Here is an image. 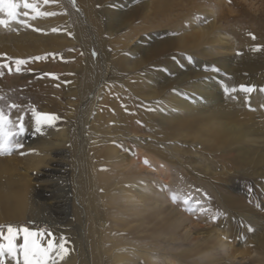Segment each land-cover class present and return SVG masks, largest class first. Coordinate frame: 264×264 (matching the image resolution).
Returning <instances> with one entry per match:
<instances>
[{
    "label": "rangeland",
    "instance_id": "rangeland-1",
    "mask_svg": "<svg viewBox=\"0 0 264 264\" xmlns=\"http://www.w3.org/2000/svg\"><path fill=\"white\" fill-rule=\"evenodd\" d=\"M29 2L35 4L39 13L50 12L55 15H38L37 12L28 10L29 16H21L20 19H27L31 27L18 21H11L8 27L0 26L2 66L0 108L4 109L10 119L23 117L25 128L23 133L13 139V143H19L22 147L14 148L10 154H0L1 164L11 160L12 163L9 162L13 164L10 165L11 171L21 174L38 156L52 158V163L42 165L37 173L29 170L32 173L30 178H33L31 181L33 190L45 194L47 202L55 200L62 195L61 188L65 190V182L71 186L72 178L74 176L79 178L80 171L75 170L72 165L69 139L63 145L48 146L50 150L44 149L41 142L57 140L58 136L54 135V131L62 126H67L69 133L72 131L71 127L77 126L76 129L81 128L89 134V120H98L101 114L103 118L102 116L109 110L110 113L115 112L116 107L113 105L103 102L101 105L97 104L96 101L103 99L100 94L110 85L121 86L126 89L125 92L127 90L132 92L126 93L129 100L135 98L126 111L137 110L144 117L140 122L144 135L139 146L131 139L127 140L118 135L114 137L116 139L118 137L117 141L120 144L124 143L125 151L127 149L133 156L136 153L135 149L139 147L144 160H147L146 169L141 172L140 180L143 185H151L163 195L161 205L164 209L161 210L164 212L162 210L161 216L154 220L150 214L146 216L147 225L141 237L137 236V233L135 236L133 233L129 235L128 230H112L113 233L128 235L135 240L140 239L144 244L147 238L143 235L152 232L153 224H158L164 215L182 214L190 217V221L187 220L186 223L190 226L192 236L201 233L200 241H208L209 237L206 238L205 233L210 230L212 237L228 234L230 238L232 226L227 224V216L218 209L223 205L217 203L224 194L234 197L237 201H245L244 204L248 206L244 210L246 215H262L264 0H49L48 3H44V0H29ZM68 7L84 18L89 35L86 43L73 32ZM199 7L206 13L202 18L198 17L199 14L189 13L193 12L192 10L199 12ZM116 9L120 12L119 25L114 29L105 27L102 13ZM33 16L36 18L32 19ZM0 17L7 19L6 11L0 12ZM193 18L199 27L211 26L215 30L212 33L216 34L211 40L219 38L218 41L201 40L194 44L182 41L181 38L190 29ZM46 38L51 39L50 42L47 41L48 45ZM53 41L59 46L53 47L52 43H55ZM36 57L42 59H35ZM16 60H23L26 63L17 65ZM86 63H91V70L95 71L98 78H93L94 85L91 88L82 90L83 70H87ZM18 67L19 71L16 70ZM111 75L113 79L110 78ZM226 80L231 81V86L227 85ZM195 84L198 85L196 87L199 92L196 90L189 99L203 96L204 92V95L211 92L209 95L215 97L213 102L216 104L202 101L197 106L201 113L195 110L186 116H180L184 107L182 105L172 106L173 110L175 109L174 114L169 112L167 107L171 103L170 100L178 94L186 95ZM208 84H214V89L213 87L209 89ZM70 87H74L79 94L69 91ZM243 88L253 90L245 92ZM109 93L108 101H105L107 103L114 99L112 97L114 93ZM9 105L17 107L9 112ZM94 106H97V111ZM102 107L105 108L104 111L106 110L104 113ZM216 110L220 111L217 113ZM110 113L104 117L107 127L109 129L111 126L119 127L117 124L120 125V121L118 119L115 121ZM51 117L58 119L52 121L48 128L41 126L42 134L37 137L36 120L42 122ZM214 119L223 122L227 129L216 124ZM98 134L102 137L106 135ZM100 167L110 168L107 163L101 164ZM206 168L215 171L204 172ZM252 168L259 173L252 175ZM245 169L249 175L245 174ZM227 171L230 173H226ZM116 172L118 175L123 174L120 170ZM216 174H220L218 179ZM35 176L39 181L34 179ZM42 181L47 185V191ZM8 186L13 188L15 185L7 184L6 176L0 173V188ZM174 194L177 197L175 201L172 198ZM5 205L0 202L2 233L0 244L7 246L11 242L16 249L12 262L21 264L24 263L25 236H28L29 246L31 243L35 245L37 241L33 239V233L52 231L53 224L50 226L43 213L33 221L26 217L27 213L23 217L12 216V208L8 211ZM146 205L148 206V202ZM123 209H127L125 210L127 212L130 208L125 206ZM58 210L63 212L61 209ZM6 211L8 216L5 215ZM39 211L45 212V209ZM58 215V219L62 220L64 215ZM221 220L226 222L224 227L217 225ZM63 223L57 221L54 225L65 229L64 231L53 232H62L65 234L63 236L69 237L71 230L65 227L67 223ZM9 225L13 228L12 233L8 232ZM222 228H225V232H220ZM24 229H28V233L24 232ZM251 233L253 229L248 235ZM159 236L156 238L157 250L154 251L162 264H168L165 261L166 255L170 258L173 256L184 264H204L206 261L199 257L197 261L196 255L184 253V250L193 247L194 242L171 241L163 238V235ZM230 239L234 247H239L237 239ZM240 249L248 253L251 247L250 244H245ZM54 253L55 251L48 253L51 260ZM220 254L223 255L222 251ZM255 258L257 260L251 253L247 257L248 260L236 259L235 263L253 264ZM3 259L8 261L5 262ZM0 261L3 264L12 263L10 255L0 257ZM134 261L133 264L146 263L145 259L140 257H135ZM55 264L61 263L55 259Z\"/></svg>",
    "mask_w": 264,
    "mask_h": 264
},
{
    "label": "bare ground",
    "instance_id": "bare-ground-1",
    "mask_svg": "<svg viewBox=\"0 0 264 264\" xmlns=\"http://www.w3.org/2000/svg\"><path fill=\"white\" fill-rule=\"evenodd\" d=\"M169 4L172 3L169 2ZM167 6L169 5H166V7ZM67 9H69L68 11L71 14V18H72L71 23H72L73 32L75 33L76 36L80 37L84 43H86L89 35L84 18L75 10L73 11V9H71L70 7H68ZM200 10L198 11L200 12ZM192 11L193 12H189V11L188 12L191 15H194V13H196V15L199 14L198 17L201 18L205 13L204 10H203L204 12L201 10L203 14L201 12L200 13L194 12V10ZM119 14L120 12L118 9H116L115 11L114 10H110L107 12L104 11L102 13L103 15L102 17L105 19L104 21L105 27L114 29L117 25H119L121 20V19L119 20L118 18L120 16ZM187 17L188 16H185V18ZM185 18L183 19L184 21ZM189 27L190 29L182 36L181 38L182 41L190 42L191 44H194L195 42L198 43V41L201 40L202 42L208 40L217 42L218 41L217 39H219L216 37L217 39L211 40L212 37L216 35L212 33V31L215 30H213L211 26L208 27L197 26L196 20L194 18L193 21L190 23ZM49 40L51 39L46 38L45 39L46 43ZM52 40H54V37H52ZM170 43L172 44L173 42ZM52 45H54L53 47L59 46V44L57 45L56 42L52 43ZM222 63H224V61H222ZM85 67L87 70H83L84 83L81 87L82 90L91 88L92 85H94L93 78L94 77L98 78L97 77L98 75H96L95 71L91 70L92 67L91 63L89 64L86 63ZM110 78L113 79V76L111 75ZM226 81L228 83L227 85L231 84L230 80H226ZM196 86L198 85L195 84V87H191V89L188 90V93L186 95L185 94L175 95V97L170 100L171 101L170 105L168 104L169 105L167 107L168 111L173 113L175 109L173 110L172 106L182 105L184 107L183 109L181 108L182 110L180 116L181 115L186 116L195 110L201 113V110H199L198 109L199 107L197 106L202 101H210L212 104L215 103L213 102L215 100L214 99L215 97L209 95L211 92H209V94H207L208 92H206V94L204 95L205 92L203 91L204 92L203 96L189 99L193 94H195V91L198 88ZM213 86L214 84H210L208 88L210 89ZM69 89H70L69 91L78 93L74 87H70ZM125 90L121 86L113 87L112 85H110L109 87H105L103 93L100 94V96L101 95L103 96L102 99L103 101L102 100L96 101L97 104L99 105H101L103 102L104 104H109L111 106L113 105L116 107L115 112L113 111L114 113L112 112L110 113L109 112L110 110L109 111L105 110V111L107 113H110L115 121H117V119L120 121V122L118 121L120 125L116 123L119 127L109 126L110 129L107 127L108 125H106V122H104L105 119L104 117L105 115L107 116L106 113L104 114V116H102L103 118H101L102 115L101 114L98 120L96 119L97 122H94L96 120L94 121L89 120L90 122L89 134L88 131L86 134L83 130H81V128L79 130L76 129L75 127L77 126L71 127L72 131L71 133H69L68 127L62 126L58 130L54 131L55 133L54 135L58 136L57 140H49L48 142L45 141L41 142V145L43 146L44 149L50 150L48 146L63 145L65 141L69 139L71 143L70 148L72 150L71 151L72 165L74 166L75 170L80 171L79 172L80 174L78 173L80 175L79 178L78 176H74L72 178L71 186L67 184V181L65 182V190L61 188L62 195L57 197L58 199L55 197L56 198L55 200L47 202L45 200L46 197L45 194H43L40 191L33 190V184L31 183L33 178H30L32 173L30 172L29 169H31L32 172L35 171V173H37V171L40 170V167L44 164H49L52 158L46 159L44 156L42 158L38 156L31 163L30 165L31 167L27 166L28 168H26L25 172L21 174H16L11 171L12 167H10V165L11 166L13 165L10 164L12 163L10 162L11 160L7 161V163L4 164L0 163V173L6 176V183L15 185L13 188L9 186L7 188L5 187L0 188V202H3L4 204L7 205V207H5L6 210L10 211L11 210L10 208H12L11 215L17 217H23L26 215L25 213H27L26 217H29L30 220L32 219V221L33 219H35V217L43 213L45 214L46 221L50 224V226L51 224H53L52 225L53 230H57V231L65 230L54 225L57 221L62 223L63 222L67 223L68 225L65 227L71 230V233L68 234L69 237L63 236L65 234L62 232L55 233L53 232V230L45 233L37 232V233H33L32 235L33 239L37 241L35 245L40 248H46L48 245V241L50 239L53 241L54 245L57 243H63L64 249H66V251L61 250L62 257L55 256V253L53 254L55 259H58V261L61 264H133L135 257H140L145 259L146 261L145 264H162L161 260L156 256L155 254L156 252L154 251L157 250L156 238L159 235H163L164 237L163 236L161 237L167 238L168 240L170 239L171 241L183 240V241L194 242L193 247L189 248L186 251L184 250V253L186 252L191 255H196L197 261L199 260L198 257L201 259H206L204 264H238L235 263L236 259L239 260H243L245 258L247 259V257H249L251 253H253V255L257 257V260L256 258L255 260L253 259L254 261L253 264H264V212H262V215L260 214L259 215L253 214V216L246 215L245 214L246 212H244V210L247 209L248 206L244 204L245 201L244 202L237 201L234 197L228 196L226 194L220 196L219 201L217 203H221L223 207L218 209L222 212V214H225L227 216L228 218L227 224H231L232 226L230 227L231 232H229L230 238L237 239L239 247H234L235 245L230 243L231 239L228 238V234L212 237L211 234L212 230L207 231L205 233L206 234L205 237L206 238L209 237L208 241L207 240H204L203 242L200 241L201 233L192 236L193 233L191 234L190 232L189 229L190 226L188 223H186L187 220L190 221L189 219L190 217L189 218L185 217L182 214H178V215L176 214L175 216H173L171 214L164 215L165 213H163L164 216L162 215L163 217L160 220V222L158 224H153L152 232L149 231L150 233L149 232L145 233V235L142 234L144 238L145 237L147 238V241L144 244H142V241H140V239L135 240L133 237L131 238L128 235L127 236L124 234L117 235L116 233L112 232V230L113 231L128 230L130 232L129 235L133 233V235L135 236L137 233V236L141 237V233L143 232L144 227H146L147 225L146 216L150 214L149 216H151V218H153L154 220L159 216H161L162 210L164 209L163 206L161 205V203H163V200H161V197L163 195L159 193V191L155 189V187L151 185L149 186L143 185L142 181L140 180L141 172L144 169H146L147 165L145 166V162L147 160L146 161L144 160L143 154L140 152L139 147L135 149L136 153L133 156L131 152L127 151V149L125 151V147L123 145L124 143L123 144L121 143L122 144L121 145L117 141L119 140L118 137L117 139L116 137H114L118 135L126 138L127 140L131 139L137 146H139L141 144V140L144 135L143 129L140 124L141 119L144 118L143 115L140 114V111L137 110L130 112L126 111L128 110L126 108L131 106L130 103L134 102L135 98L129 100L127 98L126 93L132 94V92L128 90L127 92H125ZM108 93L109 94L114 93L113 94L114 96L112 97L116 100L114 101L113 99V101H110L108 103L105 102L108 101L107 100L109 96ZM198 94L201 95L200 93ZM215 96L217 97V95ZM216 100L218 99L216 98ZM104 109H103V113L105 112ZM95 110L97 111V108ZM98 111L100 112V110ZM165 111L168 112L167 110ZM218 111L216 110L217 113ZM108 118L109 117H107L106 120H108ZM192 118L193 117H191V119ZM43 121L45 120H42L41 126L43 128H48L49 124H45L43 123ZM213 121L216 122V124L221 125L224 129H227V126L223 122L221 123L217 119H214ZM98 133H104V135L105 134L106 135L105 136L103 135L104 137H102ZM41 134L42 132L39 131L37 137L40 136ZM150 159H152V157ZM103 163L109 164L110 168L108 169L101 168L100 165ZM237 168L235 167V169ZM117 170H120L121 172H123V174L118 175L119 173L117 174L116 172ZM163 170H165V168ZM209 170H212L213 173L215 171L212 168L211 169L206 168L203 171L209 172ZM252 170H253L251 173L252 175H257L259 173L255 168H252ZM226 173H230V172L227 171ZM245 174L248 175L250 174L247 169H245ZM216 175L218 179V177H220V174H216ZM34 179L39 181V178L37 176H35ZM75 183L77 185H75ZM127 183H133V184L129 185ZM42 185H44L47 191V185L44 182ZM101 189H103V191ZM262 189L264 192V187ZM69 192L71 193L69 194ZM165 194L167 193L165 192ZM147 202H148V206L146 205ZM125 206L130 208L128 209L130 213H127L128 211L125 212V210H127V209L125 210L123 209V207ZM1 208L3 207L1 206ZM161 208L163 209L161 210ZM40 209L43 211L45 209V212H40L39 211ZM58 209H61L63 212L59 211ZM46 212L49 213L46 214ZM58 214L64 215L61 218L62 220L58 219L59 216ZM5 215L8 216V213ZM155 222L157 223L158 221ZM152 223H154V221H152ZM217 225H219L220 227H224L226 225V222L225 220H221L220 222H217ZM249 229H253V233H251L250 235H248V233L251 232V230ZM220 232H225V228H222ZM140 242L141 244H138ZM245 244L248 245L250 244L251 249L248 253L247 251L240 249ZM53 251H55V249ZM220 251H222L223 255L220 254ZM12 257L13 256L10 255L11 262H12ZM165 257H166L165 261H167L166 263L168 264H184V262L178 260L176 256H175L176 259H174L173 256L172 258L167 257V255ZM3 261L7 262L8 260L3 259ZM45 261L46 264L52 262L51 258L49 257V254L45 257ZM11 264L14 263L12 262Z\"/></svg>",
    "mask_w": 264,
    "mask_h": 264
},
{
    "label": "snow or ice",
    "instance_id": "snow-or-ice-1",
    "mask_svg": "<svg viewBox=\"0 0 264 264\" xmlns=\"http://www.w3.org/2000/svg\"><path fill=\"white\" fill-rule=\"evenodd\" d=\"M49 0H44V3H48ZM23 9V11H21ZM37 12L38 15L50 16L55 15V13L45 12L39 13L38 9L36 8L35 4L30 3L29 0H0V12L6 11L7 19L0 17V26L8 27L11 21H18L20 24H23L27 27H31L28 24L27 19H20L21 16L28 17L29 11ZM36 17L33 16L32 19ZM36 31H40V29H34ZM55 31V29H54ZM35 59H42V57H36ZM26 63L23 60H16V64L20 65ZM2 67V66H0ZM19 71V67L16 69ZM243 87V86H242ZM245 92H251L252 88H243ZM264 91V90H262ZM2 99V97H0ZM17 105H9V112L11 109L16 108ZM58 119V117H51L43 121L45 124L51 125L52 121ZM42 122L37 119L36 120V131L39 132L41 129ZM25 131L23 125V117H16L15 120L10 119L9 115H7L3 108H0V154H10L14 148L22 147L19 143H13V139L15 136L20 135ZM173 200L175 201L177 197L175 194L173 195ZM187 203V200L184 201ZM203 211V209H201ZM251 230V229H249ZM24 232L28 233V229H24ZM8 232L12 233L13 228L12 226H8ZM2 235V233H0ZM31 235V233H29ZM30 242L28 240V236H25V248H24V264H46L45 257L48 255L50 251L55 249V256L62 257V251H66L64 249L63 243H57L54 245L53 241L50 239L48 241V245L46 248H40L34 243L29 246ZM4 255H16L15 247L9 242L7 246L0 244V257ZM0 264H3L0 261ZM52 264H55V257H52Z\"/></svg>",
    "mask_w": 264,
    "mask_h": 264
}]
</instances>
